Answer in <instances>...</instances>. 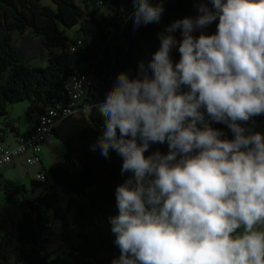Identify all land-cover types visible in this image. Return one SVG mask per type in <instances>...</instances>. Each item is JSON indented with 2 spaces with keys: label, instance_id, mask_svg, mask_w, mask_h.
<instances>
[{
  "label": "clouds",
  "instance_id": "9594fccd",
  "mask_svg": "<svg viewBox=\"0 0 264 264\" xmlns=\"http://www.w3.org/2000/svg\"><path fill=\"white\" fill-rule=\"evenodd\" d=\"M163 12L132 0L129 18L135 30ZM196 12L158 32L147 64L117 73L97 105L91 150L129 173L108 218L111 264H264V134L244 126L264 115V0H196Z\"/></svg>",
  "mask_w": 264,
  "mask_h": 264
},
{
  "label": "trees",
  "instance_id": "16d2710c",
  "mask_svg": "<svg viewBox=\"0 0 264 264\" xmlns=\"http://www.w3.org/2000/svg\"><path fill=\"white\" fill-rule=\"evenodd\" d=\"M50 1L55 9L41 0H0V118H4V127L13 131L14 136L22 134L6 120L8 103L26 100V114L31 120L33 116L35 124L44 108L66 100V80L77 71L91 79L83 97L89 108L85 114L69 115L53 127L52 136L65 147L63 160L49 168L50 183L44 170V182L32 181L39 187L47 184L34 199L22 198L21 206L25 209L16 226L17 254L9 263L0 252V264H111L119 249L113 243L108 218L118 211L115 187L129 173L121 174L122 158L116 152L110 151L106 159L98 150H91L104 127L97 105L117 73L135 75L141 61L147 64L159 47L158 32L174 20L197 14L196 0H152L163 5L160 23L135 30L129 18L132 0H100L107 3L109 12L97 15L92 9L86 17L87 9L76 0ZM59 24L65 28L79 25L78 30L89 34V39L70 38ZM215 30L214 22L205 31L211 34ZM14 32L19 35L18 45L13 42ZM174 34L180 35L179 31ZM77 39L81 43L70 51V44ZM44 48L48 49L45 66L33 67L23 61ZM178 56L177 50L171 53L174 61ZM263 119L264 115L255 117L244 126L256 125ZM212 127L232 138L226 125L213 123ZM5 128H0L1 135ZM155 150L166 153L168 149L166 144H153L150 151ZM0 188L7 200L26 192L23 183L6 178H0ZM58 189L67 197L64 205L60 204ZM38 202L51 208L54 217L61 221L64 233L60 234L59 241L63 243L59 244H66L67 252L63 249L61 255L55 256L45 252L48 238L44 223L49 220L40 214ZM70 224L74 233L67 232ZM2 245L0 241V249Z\"/></svg>",
  "mask_w": 264,
  "mask_h": 264
},
{
  "label": "rangeland",
  "instance_id": "374dc122",
  "mask_svg": "<svg viewBox=\"0 0 264 264\" xmlns=\"http://www.w3.org/2000/svg\"><path fill=\"white\" fill-rule=\"evenodd\" d=\"M44 4H49L52 9H55L54 3H52L50 0H41ZM76 3L80 5L83 9H87L85 11L84 17L87 16L88 10L95 9L97 11V15L101 14H107L109 12L108 5L105 1L100 0H76ZM1 13V12H0ZM79 25H75L71 28H65L62 25L59 24L60 29H63L65 34L75 39L76 37H79L83 39L84 41L89 39V34L85 33L83 34L82 31L78 30ZM175 35V34H174ZM18 34L16 32L13 33V42L14 44L18 45ZM177 39H180V35H175ZM58 48H54V51H58ZM176 49H173V51ZM172 51V52H173ZM47 57H48V49H43L40 51L36 56L34 57H24L23 61L30 65V66H45L47 64ZM179 56L175 59L178 60ZM26 107H27V101H16L14 103H8L7 106V115L6 120H10L12 124H14L18 130L20 131H26L30 126L32 121H30V118L26 114ZM90 110H88L87 114H89ZM4 120L3 117L0 118V128H5L2 121ZM252 131H254L255 128H258V132L261 134H264V119L261 121V123H258L256 125H249L247 126ZM5 132L3 135L0 133V145L6 146L13 138V131H11L9 128H5ZM65 152V147L63 143L56 137L53 139L47 140V144L43 148L42 152V158H43V164H44V171L46 172V178L47 182H51V176L49 172V168L56 164L57 162L63 160ZM10 166H3L0 170H4V168L9 169ZM11 168V167H10ZM16 170L21 174L22 177L18 178L16 175H9L12 179H18L17 181H24L26 180L25 173L28 171L29 174H34L36 172H40L44 174V171L41 169L40 165L38 163H34L32 165L24 164V165H18L16 167ZM12 172V171H11ZM24 176V177H23ZM35 181H41L44 182L45 179H37L36 174L34 176ZM27 186H29L28 190L22 194L18 193L12 196L10 200H7L5 197V194L3 190L0 188V241H2L3 245L0 249L1 254L4 255L7 262L12 263L15 260L17 251L15 249V245L17 243V230L16 226L18 223V220L22 217V214L24 212V207L21 206L22 198H28V199H34L35 197L40 195V191H43V187L47 184L43 183L40 187H33L31 188L29 181L27 179L26 181ZM45 184V185H44ZM32 189L34 191H32ZM58 195L60 204L64 205L66 203V195L62 192L61 189H58ZM38 208L40 211V214L44 218H48V220L51 223V226L48 227L46 231V236L48 238V241L45 243V252L48 253L51 256L55 255H61L62 250L65 249L67 252L68 248L66 244L64 247H60L59 244V238L61 237L62 225L61 221L58 218H55L53 215V211L51 208H47V206L43 203L38 202ZM73 224L69 225V230L67 232L74 233ZM64 233V232H63Z\"/></svg>",
  "mask_w": 264,
  "mask_h": 264
},
{
  "label": "built area",
  "instance_id": "2783aa9c",
  "mask_svg": "<svg viewBox=\"0 0 264 264\" xmlns=\"http://www.w3.org/2000/svg\"><path fill=\"white\" fill-rule=\"evenodd\" d=\"M80 43V39L71 43L70 51H74ZM90 83V77L84 72L77 71L70 74L65 83L66 100L44 108L37 115L33 128L18 135L16 142L12 146L0 145V167L12 162L16 157H23L28 165L38 162L43 143L48 137L52 136L53 127L69 115L86 113L89 105L83 101V97ZM36 178L44 179V174L37 172ZM44 225L48 228L51 223L46 221ZM59 243L62 244L63 241L60 240Z\"/></svg>",
  "mask_w": 264,
  "mask_h": 264
},
{
  "label": "crops",
  "instance_id": "0c3cea01",
  "mask_svg": "<svg viewBox=\"0 0 264 264\" xmlns=\"http://www.w3.org/2000/svg\"><path fill=\"white\" fill-rule=\"evenodd\" d=\"M35 117V116H34ZM34 118H33V116H32V120L30 119V121H32V123H31V126L26 130V131H20V130H18L20 133H25V132H27V131H29L32 127H33V125H34ZM254 132H258V128H255L254 129ZM17 137L18 136H14L13 135V138H12V140L6 145V146H12L15 142H16V140H17ZM49 138L50 139H53L54 137L53 136H50V137H48L47 139H46V141L43 143V146H42V151L40 152V154H39V161L38 162H36V163H38L39 165H40V167H41V169L42 170H44V164H43V158H42V152H43V148H44V146L47 144V140H49ZM24 165V164H26L25 163V161H24V159H23V157H16V158H14L13 160H12V162H10V163H8V164H4V165H2L1 167H3V166H10L9 167V169H7V168H4V170H0V178H6V179H11V180H14V179H12V178H10L9 177V175H16V177H18V178H20V177H22L21 176V174H19V172L16 170V167L18 166V165ZM1 167H0V169H1ZM12 171V172H11ZM37 173V172H36ZM36 173H34V174H29V172L27 171L26 173H25V176H26V180H24V181H19V182H21V183H23L24 185H25V188H26V191L28 190V188H29V186H27V184H26V181H27V179H28V181H29V184H30V186H31V188H33L35 185L32 183V181H35L34 180V176H35V174ZM24 177V176H23ZM16 180V179H15ZM18 180V179H17ZM35 187H39V186H35ZM32 191H34L33 189H32ZM42 194V191H40V195ZM46 219H48V218H46ZM2 242V241H1Z\"/></svg>",
  "mask_w": 264,
  "mask_h": 264
}]
</instances>
